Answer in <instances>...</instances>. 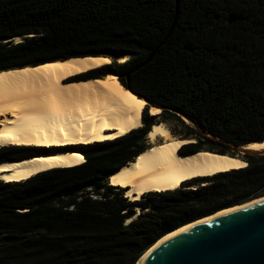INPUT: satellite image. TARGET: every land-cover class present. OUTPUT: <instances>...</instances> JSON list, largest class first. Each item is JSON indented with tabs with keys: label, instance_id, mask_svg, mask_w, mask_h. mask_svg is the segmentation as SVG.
I'll use <instances>...</instances> for the list:
<instances>
[{
	"label": "trees",
	"instance_id": "trees-1",
	"mask_svg": "<svg viewBox=\"0 0 264 264\" xmlns=\"http://www.w3.org/2000/svg\"><path fill=\"white\" fill-rule=\"evenodd\" d=\"M86 58L111 64L68 82L116 78L162 111L144 103L129 134L60 152L80 166L0 182V264H138L176 229L264 196V154L136 202L108 181L162 122L193 131L184 156L264 150V0H0V74ZM40 150L1 147L0 164Z\"/></svg>",
	"mask_w": 264,
	"mask_h": 264
},
{
	"label": "bare ground",
	"instance_id": "bare-ground-1",
	"mask_svg": "<svg viewBox=\"0 0 264 264\" xmlns=\"http://www.w3.org/2000/svg\"><path fill=\"white\" fill-rule=\"evenodd\" d=\"M110 63L106 58L72 59L0 74V148L33 146L58 153L1 164L0 182L21 183L50 170L80 166L84 163L80 154L60 152L114 141L138 127V114L147 102L134 98L116 78L64 84ZM169 128V123L154 125L147 135L149 148L109 177V184L123 189L131 202L140 201L147 193L172 192L185 182L247 166L236 157L209 151L184 156L183 147L193 142L176 139ZM263 201L261 198L225 209L173 231L138 264L171 238Z\"/></svg>",
	"mask_w": 264,
	"mask_h": 264
},
{
	"label": "water",
	"instance_id": "water-1",
	"mask_svg": "<svg viewBox=\"0 0 264 264\" xmlns=\"http://www.w3.org/2000/svg\"><path fill=\"white\" fill-rule=\"evenodd\" d=\"M240 20L235 15L228 17L229 24ZM174 27L175 23L159 48L169 39ZM143 100L152 108L162 111L160 107L150 104L145 99ZM178 116L190 124V121L184 116ZM169 129L173 133L172 128ZM199 130L203 132L200 128ZM235 150L238 151L237 157L239 156L241 161H243V156L264 154V150L245 151L243 147H235ZM243 162L247 165V162ZM261 198L264 196L255 200ZM143 264H264V201L232 211L171 238L149 254Z\"/></svg>",
	"mask_w": 264,
	"mask_h": 264
},
{
	"label": "rangeland",
	"instance_id": "rangeland-1",
	"mask_svg": "<svg viewBox=\"0 0 264 264\" xmlns=\"http://www.w3.org/2000/svg\"><path fill=\"white\" fill-rule=\"evenodd\" d=\"M20 41H21V39H20ZM15 42H17V41H15ZM126 61H127V59H126ZM110 79V78H109ZM70 80V79H69ZM69 80H66V81H64V84H71V83H76V82H82V81H74V82H71V83H69L68 81ZM117 81H118V79H116ZM120 83V82H119ZM121 85V84H120ZM124 88V87H123ZM125 89V88H124ZM133 96V95H132ZM142 101V100H141ZM144 103V102H143ZM161 113V112H160ZM159 113V114H160ZM138 117H139V114H138ZM170 124V127L172 128V130H173V132H174V137L176 138V139H178V140H180V139H184L185 137H187L188 135H190V134H192L193 133V131H191L190 129H187V128H185V127H183V126H180L179 124H176V123H169ZM138 126H139V124H138ZM141 127H143V125L141 124ZM188 141H190V142H193V143H195L196 141H194V140H188ZM145 145H146V147H149V140L146 138L145 139ZM161 143H163V142H161ZM193 143H191V144H193ZM202 143V142H201ZM33 147V146H32ZM201 149H203V150H209V149H211V147L210 146H205V145H201V147H200ZM72 150H76V149H72ZM46 152V153H45ZM51 152L53 153V152H55V151H42V150H40V151H36V153H38V154H51ZM56 153V152H55ZM182 153V155H185L186 153H188V150H184L183 152H181ZM85 159V158H84ZM86 161V160H85ZM190 181H188V182H185V183H189ZM184 184V183H183ZM182 188V187H181ZM124 191V190H123ZM124 194L126 195V192L124 191ZM130 201V200H129ZM252 202V201H251ZM248 203H250V202H248ZM244 205V204H243Z\"/></svg>",
	"mask_w": 264,
	"mask_h": 264
},
{
	"label": "flooded vegetation",
	"instance_id": "flooded-vegetation-1",
	"mask_svg": "<svg viewBox=\"0 0 264 264\" xmlns=\"http://www.w3.org/2000/svg\"><path fill=\"white\" fill-rule=\"evenodd\" d=\"M190 183V182H189Z\"/></svg>",
	"mask_w": 264,
	"mask_h": 264
}]
</instances>
